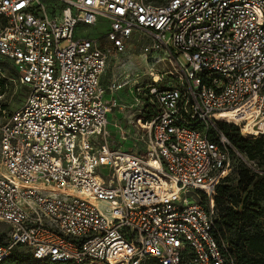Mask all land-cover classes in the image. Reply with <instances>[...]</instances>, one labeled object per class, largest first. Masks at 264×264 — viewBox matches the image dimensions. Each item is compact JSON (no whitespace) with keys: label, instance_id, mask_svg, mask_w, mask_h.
<instances>
[{"label":"built area","instance_id":"built-area-1","mask_svg":"<svg viewBox=\"0 0 264 264\" xmlns=\"http://www.w3.org/2000/svg\"><path fill=\"white\" fill-rule=\"evenodd\" d=\"M56 1L50 14L0 0V59L24 93L0 126V264L16 251L32 260L12 264H236L214 198L246 159L220 123L264 136V0ZM103 25V38L77 34ZM135 35L167 69L137 87L146 104L120 130L139 151H124L106 98L122 85L103 75Z\"/></svg>","mask_w":264,"mask_h":264},{"label":"rangeland","instance_id":"rangeland-1","mask_svg":"<svg viewBox=\"0 0 264 264\" xmlns=\"http://www.w3.org/2000/svg\"><path fill=\"white\" fill-rule=\"evenodd\" d=\"M42 1L46 4L47 10L50 14L53 13L55 8L63 6L56 0ZM106 29L107 27L105 25L99 27L96 30L89 26H81L77 29V34H86L91 37L103 38L106 33ZM146 44H151V40L146 37L141 38L138 35L133 36L132 39H130L129 47L125 53L119 55L112 54L109 57L107 68L103 75V83L107 87H110L113 84L122 85L121 89L113 91V94L108 91L106 98L111 99L113 97L117 102V107L108 114L110 121L108 129L111 132L112 143L114 146L120 147L124 151H129L130 149L139 151V149H137L138 146L134 145L136 144V134L134 136L133 131L130 130L129 134H132L133 139L128 138L125 141L122 138V133L120 130L121 126L123 127V130H125L127 126L132 127L134 123H137V118L140 116V110L142 106L146 104V97L140 98L141 104L137 102V87H144L149 83H155L159 81V79H156L153 76L151 71H154V69H158L160 67H154V69H151L152 62H149L148 58H146L141 52V48ZM154 57H158V55L154 54ZM182 61L185 63L183 58ZM163 66L164 68L161 67L160 70L165 71L167 67L165 64ZM3 69L5 70V74L8 77V88L6 94L0 97V109L2 108L3 104L7 105V109L6 113L3 111L1 112L0 110V126L4 122L7 114L17 109L24 99L23 89H21V87L12 81L11 74L7 66L5 65ZM168 84L169 81L160 83V85ZM242 154L245 157L247 163L235 155L232 170L227 176L228 180L223 183L225 186H232L234 188V192L241 196V199L245 202V204H251L255 202L257 198H259V195H257L254 185H250L249 187L245 184L240 185L239 173L241 169H248L251 171L252 175H254L255 168L257 177H255L254 180L256 181L260 178H264V162L258 159L252 161L246 156V154ZM258 202L264 212V198ZM96 205L104 213L106 212L107 206L105 204L98 202ZM259 224L264 230V216L259 221ZM8 230L9 227L6 224L0 222V241H4L7 238Z\"/></svg>","mask_w":264,"mask_h":264},{"label":"trees","instance_id":"trees-1","mask_svg":"<svg viewBox=\"0 0 264 264\" xmlns=\"http://www.w3.org/2000/svg\"><path fill=\"white\" fill-rule=\"evenodd\" d=\"M7 66L11 79L14 82L15 70L7 61L0 59V97L7 92V75L3 67ZM7 109V105H2L1 112ZM220 128L230 138L232 143L241 153L255 161L264 162V136L260 138H243L240 130L234 124L220 123ZM240 185H254L259 198L251 204H245L241 196L234 192L232 186H225L223 182L216 188L215 204L218 213V230L220 237L227 239L232 247L236 264H264V230L259 221L264 216L263 209L258 204L264 198V178L254 180L257 174L252 175L248 169L240 170ZM31 256L16 251L11 260L12 263H30Z\"/></svg>","mask_w":264,"mask_h":264},{"label":"bare ground","instance_id":"bare-ground-1","mask_svg":"<svg viewBox=\"0 0 264 264\" xmlns=\"http://www.w3.org/2000/svg\"><path fill=\"white\" fill-rule=\"evenodd\" d=\"M243 108L241 107V108H238V112H241V110H242ZM235 114V112H229V113H225V114H222L221 116H220V118H221V120H227V121H231V119L233 118V115Z\"/></svg>","mask_w":264,"mask_h":264}]
</instances>
